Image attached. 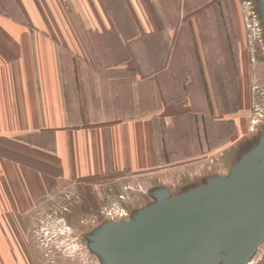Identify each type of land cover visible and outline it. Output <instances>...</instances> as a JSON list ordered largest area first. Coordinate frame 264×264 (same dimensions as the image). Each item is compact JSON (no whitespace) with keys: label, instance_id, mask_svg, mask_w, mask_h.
Returning a JSON list of instances; mask_svg holds the SVG:
<instances>
[{"label":"crops","instance_id":"obj_1","mask_svg":"<svg viewBox=\"0 0 264 264\" xmlns=\"http://www.w3.org/2000/svg\"><path fill=\"white\" fill-rule=\"evenodd\" d=\"M161 1L0 0V264H31L18 239L39 191L69 211L78 190L121 220L239 159L238 100L231 113L212 82L228 55L203 34L219 23L190 0L170 22Z\"/></svg>","mask_w":264,"mask_h":264},{"label":"water","instance_id":"obj_2","mask_svg":"<svg viewBox=\"0 0 264 264\" xmlns=\"http://www.w3.org/2000/svg\"><path fill=\"white\" fill-rule=\"evenodd\" d=\"M256 1L264 29V0ZM153 196L130 219L87 237L101 264H246L264 243V132L227 175Z\"/></svg>","mask_w":264,"mask_h":264},{"label":"rangeland","instance_id":"obj_3","mask_svg":"<svg viewBox=\"0 0 264 264\" xmlns=\"http://www.w3.org/2000/svg\"><path fill=\"white\" fill-rule=\"evenodd\" d=\"M203 3L209 4L213 10L208 8L206 14L202 10L196 15L207 22L217 19L221 28L204 30L203 34L208 36V41L214 39L217 43L219 32V39L223 41L225 53L228 55L227 75L225 68L220 67L221 61L210 62L215 73L212 78L214 92L218 97L226 98L231 113L237 110L238 104L240 106L236 120L241 129L234 138L235 147L231 149V153L235 155L232 156L233 160H236L254 147L264 132L263 24L256 0L189 1V5L194 8ZM179 4L180 0L161 1V6L169 7L172 11L166 15L170 22L176 21L177 14L174 11ZM218 52L214 44L210 52L213 55L211 58L217 59ZM235 130L233 123L230 133L234 134ZM71 193V204L65 205L69 211H63L61 195L55 196V202L51 205L46 203L45 194L39 191L36 209L31 215L23 216V236L18 240L23 252L26 251V260L31 264H101L99 258L89 250L87 237L105 222L120 221L117 218L125 216H115L107 210L100 213L102 208L95 205L98 201L89 197L82 199L78 190ZM81 201L88 204H75ZM257 255H264V244Z\"/></svg>","mask_w":264,"mask_h":264},{"label":"flooded vegetation","instance_id":"obj_4","mask_svg":"<svg viewBox=\"0 0 264 264\" xmlns=\"http://www.w3.org/2000/svg\"><path fill=\"white\" fill-rule=\"evenodd\" d=\"M260 247L257 249V251L254 253V255L249 259V261L246 264H263L264 263V255H262V256L257 255Z\"/></svg>","mask_w":264,"mask_h":264}]
</instances>
